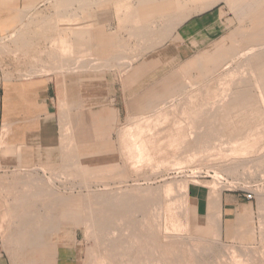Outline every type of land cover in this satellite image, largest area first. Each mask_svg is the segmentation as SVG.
<instances>
[{
    "label": "rangeland",
    "instance_id": "374dc122",
    "mask_svg": "<svg viewBox=\"0 0 264 264\" xmlns=\"http://www.w3.org/2000/svg\"><path fill=\"white\" fill-rule=\"evenodd\" d=\"M99 1H43L0 36L1 64L14 56L68 86L89 83L98 106L126 96L121 116L98 107L93 131L84 112L62 107L54 157L0 171L2 222L77 235L55 242L74 264H264V0L173 2L199 18L186 37L163 13L147 21L125 0ZM74 2L98 6L79 11L60 42L56 21L69 23ZM237 2L256 4L236 12ZM83 18L98 27L95 48L69 29ZM7 41L25 49L8 52Z\"/></svg>",
    "mask_w": 264,
    "mask_h": 264
},
{
    "label": "crops",
    "instance_id": "0c3cea01",
    "mask_svg": "<svg viewBox=\"0 0 264 264\" xmlns=\"http://www.w3.org/2000/svg\"><path fill=\"white\" fill-rule=\"evenodd\" d=\"M43 1L46 2L47 0H0V36H7L14 25L27 21L31 11L44 4ZM102 1L107 0H100L98 5H102ZM124 2V5H128L129 9H127L130 13L132 10L147 11L144 15L147 21L155 17V14L163 13L164 16L171 18V22L167 25L169 28L174 30L178 25L182 24L181 33L183 37L189 36L194 26H198L199 33L201 31L198 22L199 18L188 16V13L182 14L179 12L185 10L188 5H185V7L170 6L173 2L184 3L185 0H125ZM198 2H202L203 7H205L204 0H198ZM96 6H93L90 2H85L81 5L74 2V8H70L68 24L62 23L60 15L54 30V32L60 34L59 41H63L61 40L63 31L67 29V25L77 16L79 11L86 10L87 15H89L90 8ZM197 8L202 7L198 6ZM131 19H134V17L132 16ZM85 20V18L82 19L80 27H70L69 29L78 38H82L84 34L88 33L89 48H95V46H98L95 41L98 38V27L94 23L91 22L90 24ZM137 27L139 26H135L133 23L128 24V28H134L131 33L135 36L138 35L139 28ZM15 33L18 34L19 31H15ZM65 41L68 42L69 39ZM6 44L9 47L8 52H17L25 49L11 41H7ZM178 55L179 57H184L179 48ZM117 59V63L123 65L124 61H121L120 57ZM89 60L87 59L88 62L91 61ZM1 62L0 171L32 167L30 165L35 162H43V160L54 157L51 152H48V148L50 141L54 137V130L57 129L55 127L56 123H59L65 106L70 112H84V123L86 122L87 127L92 128V131L95 128L94 126H96L99 106L107 105L110 109H116L120 116V111L126 106L125 89L123 88L120 89L118 95L116 90L110 93L113 96L110 101L98 106L97 89L95 86L91 87L89 83L86 85L83 83L82 85L68 86L69 83L67 81H64V79L61 81L57 77L58 74L47 71L46 67L28 65L23 59L15 60L14 56L7 57L6 65L1 64ZM102 62L105 65H109L110 58H104ZM94 67H91L92 71ZM134 76L133 80L136 83ZM89 79H91L90 76ZM68 105H72L74 108L72 109ZM86 112L89 114V119ZM141 155L143 156L144 153ZM40 167L44 168L42 165ZM40 195L42 196L43 194ZM1 217L0 207V264H74L73 252L70 246L56 245L55 242L71 241L76 239L77 235L72 236L71 233L64 231V229L58 233L52 232V223L50 228L47 225L50 224L49 222L41 223L44 227L42 226L39 229L33 227L30 231H27V229L22 230V226L35 224L31 221L16 223L15 220L8 224L7 221L2 222ZM74 222H77L75 218ZM16 226L19 228L8 230L6 235L3 236L2 229Z\"/></svg>",
    "mask_w": 264,
    "mask_h": 264
},
{
    "label": "bare ground",
    "instance_id": "6f19581e",
    "mask_svg": "<svg viewBox=\"0 0 264 264\" xmlns=\"http://www.w3.org/2000/svg\"><path fill=\"white\" fill-rule=\"evenodd\" d=\"M256 4V2H254V3H252V2H250V3H248V4H243V3H241V2H237V3H235V7L237 8V9H235V11L236 12H238V11H241L244 7H248V5H249V7L251 8V7H253L254 5ZM207 6H205L204 8H206ZM34 168V171L36 172V173H38V171H41V172H43V175H44V173L47 171V170H45V167L44 168H42V167H40V166H36V167H33ZM18 170H20V171H23V170H26V168H23V169H18ZM53 172H51V174L49 175V176H47V178H46V180L48 179V181H52V179H53V174H52ZM42 177V176H41Z\"/></svg>",
    "mask_w": 264,
    "mask_h": 264
},
{
    "label": "built area",
    "instance_id": "2783aa9c",
    "mask_svg": "<svg viewBox=\"0 0 264 264\" xmlns=\"http://www.w3.org/2000/svg\"><path fill=\"white\" fill-rule=\"evenodd\" d=\"M243 197L247 201H251L254 198V192H245Z\"/></svg>",
    "mask_w": 264,
    "mask_h": 264
}]
</instances>
